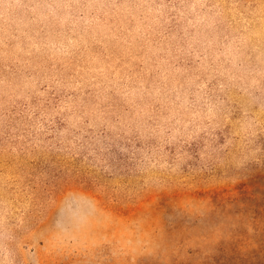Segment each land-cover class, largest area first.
<instances>
[{
    "label": "rangeland",
    "instance_id": "obj_1",
    "mask_svg": "<svg viewBox=\"0 0 264 264\" xmlns=\"http://www.w3.org/2000/svg\"><path fill=\"white\" fill-rule=\"evenodd\" d=\"M0 264H264V0H0Z\"/></svg>",
    "mask_w": 264,
    "mask_h": 264
}]
</instances>
